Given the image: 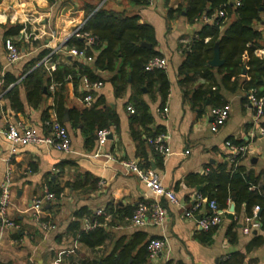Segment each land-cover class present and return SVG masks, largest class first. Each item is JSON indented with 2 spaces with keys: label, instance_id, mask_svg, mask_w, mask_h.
Segmentation results:
<instances>
[{
  "label": "crops",
  "instance_id": "obj_1",
  "mask_svg": "<svg viewBox=\"0 0 264 264\" xmlns=\"http://www.w3.org/2000/svg\"><path fill=\"white\" fill-rule=\"evenodd\" d=\"M179 1L150 0L148 5L135 6L131 0H57L54 3L0 0V185L10 172L9 217L18 226L16 229L0 227V264H104L106 258L117 257L123 248L129 250L128 259L132 262L143 257L144 244L152 238L162 239L164 246L153 260L148 259L147 264H264V229L254 217L258 212L256 207L253 217L247 216L245 206L240 208L238 215H223L209 242L202 241L204 231L197 224L201 214L189 216L185 213L192 208L202 188L197 176L203 175L208 165L216 168L220 164H231L228 161L231 140L236 141L235 145L245 147L239 165L257 176V186L264 190V138L255 129L249 93L242 87L244 69L236 88H230V84L221 86V96L229 105L228 117L222 125L214 127L210 113L213 107L209 100L201 109L193 106L192 91L203 87L206 81L199 75L188 81L182 80L179 68L185 60V46L204 18L189 24L182 12L167 19L168 8L176 9ZM99 8L123 17L136 16L139 22L153 27L154 45L147 41L141 45L147 43L150 47L142 46L153 48L167 61L169 93L163 106L167 108L166 115L161 113V96L156 86L142 87L136 93L129 82L117 95L108 81L115 72H100L104 82L101 81L98 88L85 89L84 77L76 86L72 82H66L64 86L66 111L61 124L71 138L69 153L45 145H19L16 153L11 154L10 143L4 135L9 124L23 121L43 135L48 132L46 121L57 120L52 108L53 88L49 87L50 93H45L41 103L33 106L27 102L22 79L48 56L50 59L42 64L46 70L54 69L58 63L69 64L75 60L76 57L65 50V43ZM234 19V16L226 19L222 31ZM17 24L22 25L19 34L5 38L2 26ZM254 28L260 33L254 54L264 60V16ZM9 38L18 48L20 40L28 45L26 52L14 63L7 60L5 43ZM39 56L41 59L30 66ZM76 59L85 64L92 63ZM211 67L217 82L221 83L222 76L216 72L218 67ZM11 90H17L24 104L22 112L13 111L8 98ZM87 94L92 96L90 105L84 101ZM133 95L147 106L151 122L143 124L141 118L133 119L134 113L127 110L132 106L129 100ZM98 99L101 110L109 108L118 118V124L110 128L113 138L107 139L102 147L115 157L114 161L93 157L98 147L96 135L91 134L92 130L85 122L74 123L71 119L74 111L82 112ZM156 132L164 136L168 153L149 143L153 136L148 135ZM128 159L137 160L143 168L146 165L155 169L164 187L172 190L179 200L176 205L160 199L166 210V219L160 226L135 227L130 223L135 206L150 202L153 195L121 165V160ZM191 175L194 179H189ZM45 188L54 199L43 205L40 221L49 222L52 229L43 228L31 209V202L42 196ZM231 204L228 211L234 213L235 206L234 211H230ZM81 210L88 211L95 219L104 217L99 226L106 238L101 244L89 246L69 229ZM97 210H102L103 214L98 215ZM95 219L83 215L78 219L80 229L92 231L98 225L90 228L85 223H97ZM244 228H248V232H244ZM258 237L263 239L259 245L255 243Z\"/></svg>",
  "mask_w": 264,
  "mask_h": 264
},
{
  "label": "trees",
  "instance_id": "obj_2",
  "mask_svg": "<svg viewBox=\"0 0 264 264\" xmlns=\"http://www.w3.org/2000/svg\"><path fill=\"white\" fill-rule=\"evenodd\" d=\"M47 1L54 3L57 0ZM149 1L131 0V3L135 6H145L149 4ZM164 1L167 3L168 0ZM236 1L239 5L235 4ZM182 12L189 24L199 22L205 17L210 18V21L202 22L199 30L186 44L185 60L179 68V74L183 76L182 80L188 81L190 77L199 75L206 81L203 87L192 91L190 100L193 106H200L201 109L206 100H209L212 107L226 105L220 93L221 86L228 87L230 84V88H236L239 85L238 80L243 69L245 70V80L242 87L249 93L248 96L251 94V90H254L253 94L256 97L264 98V60L254 54L256 42L260 37L259 31L254 28V25L264 16V0H180L176 9L168 8L167 19H171L173 15H180ZM220 12L223 13V17L218 16ZM231 16H234L235 19L222 31L221 27L225 25V20ZM2 27L5 38L17 36L22 29L20 24ZM81 31L88 33L93 38V42L88 44L86 49L87 55L92 57V63L85 64L75 58L69 64H56L51 70H46L42 63L22 79L29 104L39 105L44 94L50 93L49 87L53 85L54 104L52 108L56 113L57 120L61 123L66 111L63 96L66 82H72L76 86L82 77H85L89 82H104L100 72L111 71L115 73L108 81L114 87L117 95L125 90L129 82L133 85V90L136 93L142 87L150 89L156 86L161 96V107L164 106L169 93V80L166 71L162 69L146 71L144 69L145 63L150 58L161 57L153 48L147 49L141 45L144 41L154 45L152 26L139 22V18L136 16L123 17L116 12L99 8L90 15ZM10 38L9 40L12 41ZM18 46L20 51L23 48L22 55L28 49L24 40H20ZM215 46H218L220 57L224 60L223 65L216 69V72L222 76L221 83L217 82L214 69L209 65ZM73 47L84 48L85 40L74 35L71 36L64 48L68 50ZM41 57L31 61L30 66L36 64ZM8 98L13 111H23L24 104L20 100L17 90H11ZM130 101L134 108L135 117L133 119L138 121L141 118L143 124L151 122V117L147 114V106L134 95ZM99 103L98 99L90 108L82 112L74 111L71 114L72 121L74 123L85 122L91 128L92 135L93 133L96 135L99 129H110L118 124L117 115L109 108L101 110ZM261 125L264 127V122ZM159 134L161 132L148 136L155 137ZM231 143L237 144L234 140H231ZM241 159L242 155L238 154L230 165L220 164L216 168L208 165L207 171L203 175L197 176L198 183L202 185L197 194H200L204 199L201 209H206L208 202L214 200L221 210H226L224 216L238 215L240 208L245 206L247 216L253 217L255 215L253 208L258 207V212L254 217L264 229V190L257 186V176L239 165ZM144 167L148 168L146 165ZM189 179H194V175L189 176ZM229 203L234 204V213L228 211ZM83 215H86L90 220L95 219L94 215L89 214L88 211L81 210L76 213L77 219L70 224L69 229L73 230L75 235H79L82 241L89 246L101 244L106 238L103 228L99 226V224H103L104 217L95 219L98 226L92 231H84L80 229L78 220ZM217 226L203 232V242L210 241L211 234ZM262 241V237H258L255 243L259 245ZM147 242L144 244L143 257L140 259L135 258L129 262V250L123 248L117 257L110 255L103 262L104 264H147L149 259L146 249Z\"/></svg>",
  "mask_w": 264,
  "mask_h": 264
},
{
  "label": "built area",
  "instance_id": "obj_3",
  "mask_svg": "<svg viewBox=\"0 0 264 264\" xmlns=\"http://www.w3.org/2000/svg\"><path fill=\"white\" fill-rule=\"evenodd\" d=\"M239 5L238 1L235 3ZM219 17H223V13H218ZM205 22L210 21V18H204ZM77 36L85 40V47L82 49L70 48L67 53L70 56L85 59L87 61H92V57L88 56L86 53L87 45L93 42V38L89 36L88 33L82 32L80 27L77 28L71 36ZM7 49V60L8 63H14L18 61L22 53L18 47H16L10 40L6 43ZM50 57L43 59V63H47ZM167 68V61L164 57H153L150 58L144 65L146 71H153L157 69L165 70ZM84 88H98L101 86V82H89L85 77L83 78ZM53 88V85L50 86ZM254 90H251L249 95L250 103L253 107V123L256 126L255 129L261 137L264 138V127L261 125L262 118L264 116V98L256 97L253 94ZM84 101L87 105H90L92 101V96L87 94L84 97ZM127 110L130 113H134V108L128 106ZM162 115L165 116L167 113V108L163 107L161 111ZM213 117L214 127L222 125L229 113V105H224L222 107H213L210 110ZM48 127V132L46 134H38L31 127L26 125L23 121H17L8 125L7 129L4 131V135L7 141L10 143V153L14 154L17 151L19 145H45L56 151L69 153L71 150V138L67 129L56 119L46 121ZM111 133L110 129H99L96 132L98 147L93 157H103L106 161H114L115 157L102 150V147L107 142L108 135ZM253 134V132L251 133ZM149 143L157 150L161 152L168 153L169 148L165 145L164 136L157 135L149 139ZM229 155L228 161L234 162L235 156L238 154H243L245 147L240 145H235L228 143ZM121 165L125 167L129 172L133 173L139 181L148 189L152 195L153 199L150 202L138 203L130 216V223L135 227H145V226H160L164 223L166 219V210L160 199L164 198L171 204H179V200L175 193L164 187L160 175L152 168H143L140 166L137 160H121ZM11 173L8 172L4 178V181L0 185V227L7 229H16L18 226L9 217V207L11 205L12 199V189H11ZM54 199L53 194L45 188L43 194L40 197H35L31 202V209L36 220L40 221V213L43 205L50 203ZM204 199L200 194L195 197L194 204L192 208L186 211V215L193 216L196 213H200V218L197 220L198 227L202 231H208L210 228L217 226L221 223L225 210H221L216 201L210 200L207 204L206 209H201ZM258 210V207H256ZM97 214H103L102 210H97ZM87 227L93 228L97 223H85ZM40 225L45 229H52L53 225L49 222L40 221ZM244 232H248V228L243 229ZM164 246V242L159 238H152L147 242L146 249L148 252L149 259L153 260L159 253H161Z\"/></svg>",
  "mask_w": 264,
  "mask_h": 264
},
{
  "label": "water",
  "instance_id": "obj_4",
  "mask_svg": "<svg viewBox=\"0 0 264 264\" xmlns=\"http://www.w3.org/2000/svg\"><path fill=\"white\" fill-rule=\"evenodd\" d=\"M142 45L145 47H150L147 43H143ZM223 63H224V61L220 58L219 48H218V46H215L214 55H213V58L209 61V65L214 66V67L215 66L218 67V66L222 65ZM112 138H113V135H112V133H110L108 135V139H112ZM230 211H234V204L233 203L230 206ZM197 218L199 219L200 215H198Z\"/></svg>",
  "mask_w": 264,
  "mask_h": 264
}]
</instances>
